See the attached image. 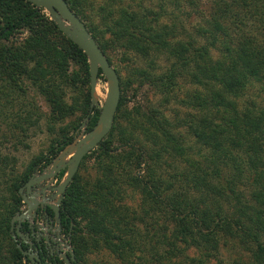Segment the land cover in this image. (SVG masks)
Masks as SVG:
<instances>
[{
    "label": "trees",
    "instance_id": "trees-1",
    "mask_svg": "<svg viewBox=\"0 0 264 264\" xmlns=\"http://www.w3.org/2000/svg\"><path fill=\"white\" fill-rule=\"evenodd\" d=\"M66 1L105 54L121 48L145 59V67L133 68L141 82L167 96L181 78L194 86L189 96L195 110L172 123L158 107L147 112L123 107L130 80L116 69L121 97L113 126L83 157L60 203L76 260L94 264L88 263V253L104 247L122 261L118 264H211L221 240L232 237L249 245V264H264V106L244 99L254 87L264 93V0H209L205 11L197 9L196 0H183L186 17L196 13L195 23L179 14V0H154V7L153 0ZM22 29L27 35L9 45ZM21 77L48 102L49 122L75 113L80 118L61 127L47 151L21 169L15 155L0 151V264L28 262L10 233L11 219L24 204L19 188L73 141L69 130L78 128L81 118L89 116V130L99 112L90 105L86 53L44 8L27 0H0V126L26 134L40 114ZM99 78H104L101 70ZM179 126L188 128L191 145L183 144ZM138 133L157 147L144 144ZM163 155L181 158L180 191H174L176 176L161 173ZM89 156L97 171L91 180L79 171ZM128 191L141 194L140 213L124 202ZM152 207L167 212L174 227L150 235L142 224ZM192 249L197 255H189Z\"/></svg>",
    "mask_w": 264,
    "mask_h": 264
},
{
    "label": "rangeland",
    "instance_id": "rangeland-1",
    "mask_svg": "<svg viewBox=\"0 0 264 264\" xmlns=\"http://www.w3.org/2000/svg\"><path fill=\"white\" fill-rule=\"evenodd\" d=\"M196 2L198 6L197 9L200 11H205L209 0H196ZM176 3L181 4V9L178 12L182 17H184V21L185 18H187L186 23H195L197 21V15L193 11H191L190 16L186 17V12H189V10L184 6L183 0H179V2ZM155 4L156 3L153 0L151 6L154 7ZM44 11L49 16L48 11L45 9ZM27 32L28 31L26 29H22L14 36L13 39L9 40L8 44L15 45L18 41H21L27 35ZM105 55L110 57V60L112 62L111 65L115 67V69H118L120 76L126 81L130 80V82L126 85V89L124 90V97L126 98V100L124 101L125 104L123 107H127V109L129 110H135V108H137L141 110L140 112H147L152 107H158L172 123L175 121L179 122L180 119L185 116V114L195 111L190 107V102L192 99L191 96H189L192 94L194 86L190 85L188 81L181 78L176 86H174V90L170 92L169 96L163 95V93H160V90L156 85H153L152 83H149L147 81L141 82V79L136 74H134V67H145L147 65L145 59L140 58L135 53H126L121 48H113L112 50L110 49L106 51ZM161 58L162 57L158 58L159 62L162 67L166 68L167 64L162 62L163 59ZM20 83L25 89L27 99L33 100V102L36 104L37 111L40 114V119H38L37 124L31 125L28 128L26 134L20 132L19 129L10 130L7 125L4 124H1L0 126V151L16 156L17 169H21V167L26 164V162L30 160L31 157L39 153H45L49 146L54 143L55 138L60 135L61 127L65 126V128H69L70 125L74 124V121H76L77 118H80L79 114L75 113L72 118H66L62 122H49L48 113L50 111V107L44 96L28 78L21 77ZM106 92V80L105 78H99L97 80L95 94V99L99 104H101L105 99ZM248 97L256 100L257 103L264 106V93L260 92L259 94L258 88H252L248 92V94L244 96V99ZM20 99H22L23 101L25 100V98L23 97H21ZM165 99H168V101L165 102ZM186 103L190 104L188 105ZM140 114L141 113L137 115L140 116ZM83 120L84 118H81L78 128H76L74 131H72V129L69 130L74 134V138H78V136L88 131L86 130L87 125L85 127L81 126ZM122 125L125 126L126 123L122 121ZM177 132L180 137L184 139L183 144L185 145V147L191 145L194 142V139L189 134L187 127L179 126ZM22 135L25 136L21 138ZM138 137L140 141L144 142V144H148L152 148L157 147L152 145L150 143L151 141H148L146 136L139 134ZM23 139H25V141ZM21 140H23V142ZM119 144V140H117L115 136L112 145L117 147V145ZM202 153L207 154L204 150L202 151ZM163 158L164 160L161 161V173L164 177L176 176L178 180H176L177 184H175L174 191H180V188L178 187L180 184V176L177 177V170L179 171L183 167L181 158L177 157L176 160H173L172 158L168 157V155H163ZM79 171L80 173L85 175L87 180L94 179L97 173L94 157H87L84 165L81 169H79ZM142 172L143 170L140 171V173ZM53 183L57 184V179L54 180ZM249 189L250 188L246 187L244 190L245 196L247 198L249 197ZM127 195L128 196L124 199V202L128 206H130L131 209H135L137 213H140L141 194L137 191H128ZM158 209L160 208L152 207L149 210L148 217L144 223L146 224V226L142 224V227L147 229L150 235H152L154 231L161 232V230L165 226L167 227L168 231L175 225L174 222L169 220L166 214L167 212H165L164 210L158 211ZM68 243L72 247L70 240ZM217 254V258L211 259V264H249V245L240 243L236 238H223L220 242L219 252ZM189 255L195 256L197 255V253L192 249L189 251ZM87 260L88 263L94 264H118L122 262L112 252L105 249L104 247L89 252L87 255Z\"/></svg>",
    "mask_w": 264,
    "mask_h": 264
},
{
    "label": "water",
    "instance_id": "water-1",
    "mask_svg": "<svg viewBox=\"0 0 264 264\" xmlns=\"http://www.w3.org/2000/svg\"><path fill=\"white\" fill-rule=\"evenodd\" d=\"M37 8H44L48 11L50 19L57 25L71 41L77 44L87 55L89 62L90 95L91 108H98V116L94 126L86 133L74 138L71 143L64 146L60 152L41 171L34 172L27 182L19 188L22 201L26 204V209L18 211L11 219L10 229L13 230L16 223V231L12 232V238L17 242V247L24 255L25 261L29 258L35 263V258L39 259L22 247L21 241L16 235H21L22 222L32 214H35L39 204H45L53 208L55 215L59 218V204L61 203L65 190L77 172L83 157L94 149L98 143L110 132L114 117L121 97L120 78L115 67L111 65L107 56L102 51L95 37L88 30L84 21L69 7L66 0H27ZM99 70L106 80V97L101 104L95 99L96 86ZM88 115L84 118L81 126L87 125ZM65 169L62 179L54 184L58 173ZM44 183L43 186L40 184ZM34 184H39L40 189L31 191ZM52 190L55 199H50L46 191ZM53 200V202H51ZM69 255L64 254L65 264H72L75 259L73 248L68 245Z\"/></svg>",
    "mask_w": 264,
    "mask_h": 264
},
{
    "label": "flooded vegetation",
    "instance_id": "flooded-vegetation-1",
    "mask_svg": "<svg viewBox=\"0 0 264 264\" xmlns=\"http://www.w3.org/2000/svg\"><path fill=\"white\" fill-rule=\"evenodd\" d=\"M40 185L43 186L44 183ZM40 185L34 184L31 191L40 189ZM45 193L50 199H55L52 190L46 191ZM26 207L24 203L19 211L25 210ZM48 208L52 210V213L48 211ZM60 211L59 204V218H57L53 208L45 204H39L35 214L30 215L22 222L20 228L22 234L16 235L17 240L21 241L22 247L25 246V250L30 251L34 258L36 257L35 253L38 255L39 259L35 258L36 264H65L64 254L70 256L67 248L70 236L65 232L64 226H62ZM15 231L16 223L14 229H10V233L12 234ZM26 262L27 264L32 263L29 258ZM72 264H80V262L75 258Z\"/></svg>",
    "mask_w": 264,
    "mask_h": 264
}]
</instances>
